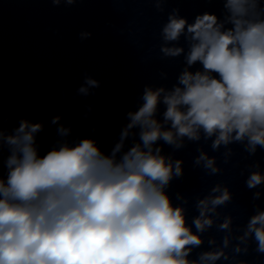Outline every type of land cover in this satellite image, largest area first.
I'll return each mask as SVG.
<instances>
[{
	"label": "clouds",
	"instance_id": "obj_1",
	"mask_svg": "<svg viewBox=\"0 0 264 264\" xmlns=\"http://www.w3.org/2000/svg\"><path fill=\"white\" fill-rule=\"evenodd\" d=\"M168 2L151 0L161 13ZM219 2L220 14L203 11L191 22L179 7L168 12L159 50L162 59L183 57L182 70L171 87L144 85L109 151L92 137L74 136L60 115L50 120L56 139L43 154V122L21 118L11 129L0 122V264H248L241 256L252 245L264 255L258 160L240 171L255 189L253 214L242 225L220 211L233 201L223 182L195 197L169 193L184 176L175 152L188 143L198 145L193 167L208 176L223 170L204 144L223 148L224 164L235 155L233 144L249 157L264 150V0ZM99 87L85 75L77 95ZM86 107L84 118L92 112ZM213 228L222 235L210 234Z\"/></svg>",
	"mask_w": 264,
	"mask_h": 264
},
{
	"label": "water",
	"instance_id": "obj_2",
	"mask_svg": "<svg viewBox=\"0 0 264 264\" xmlns=\"http://www.w3.org/2000/svg\"><path fill=\"white\" fill-rule=\"evenodd\" d=\"M38 143L41 146V154H43L50 148L53 141L38 139ZM100 146L105 152L109 151L112 147L107 145ZM164 150L165 152L171 151V149ZM197 155L198 152L192 151L178 150L175 152L176 158H182L184 160V176L180 179L173 180L169 189L170 195L173 196V199L175 198L176 192H180L188 197H195L198 194L204 195L212 186L215 185V183L223 182L230 187V190L233 193V201L228 204L227 207L221 208L220 211L225 214H232L235 217V224L242 225L246 223L248 217L253 214L254 211L252 195L255 189L249 190L246 187L245 180L248 173L245 171V174L241 176L240 171L246 164H251L254 161L233 157L229 164H224L222 155L210 154L217 156V163L223 171L217 175L208 176L202 168L193 167V161ZM237 163L239 166L234 167L233 165ZM260 164L261 170H264V163L260 162ZM260 190L264 192V186H262ZM256 203L260 204V206L264 208V195H262L261 199ZM189 208L190 216L195 215L196 212L194 208L191 207V203ZM210 234L216 235L217 237L222 235V233L216 232L215 228L211 230ZM205 247L207 246L205 245ZM254 248L255 245H252L249 253L241 256V259L247 260L248 264H264V255L257 254L254 251ZM197 251H199V249ZM193 255H195V253H193Z\"/></svg>",
	"mask_w": 264,
	"mask_h": 264
}]
</instances>
